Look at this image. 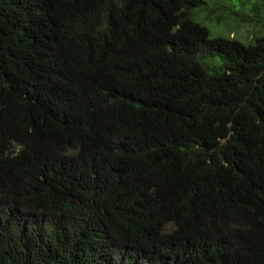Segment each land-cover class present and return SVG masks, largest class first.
I'll return each instance as SVG.
<instances>
[{"label": "trees", "instance_id": "1", "mask_svg": "<svg viewBox=\"0 0 264 264\" xmlns=\"http://www.w3.org/2000/svg\"><path fill=\"white\" fill-rule=\"evenodd\" d=\"M225 1L0 0V264H264V32L201 20L264 0Z\"/></svg>", "mask_w": 264, "mask_h": 264}, {"label": "rangeland", "instance_id": "2", "mask_svg": "<svg viewBox=\"0 0 264 264\" xmlns=\"http://www.w3.org/2000/svg\"><path fill=\"white\" fill-rule=\"evenodd\" d=\"M206 8L204 7L201 12L202 15H206V12H209L208 9H212V11L215 13V17H220L222 13L228 12L225 11L224 5L228 6L226 1L221 0H207ZM207 9V11H205ZM200 10V11H201ZM225 11V12H224ZM214 19V18H213ZM203 23H205L208 28L211 31L212 35H222L234 39H240L244 42H248L251 40V38L258 34V32L263 33L264 28L262 29L260 27V24L252 23V22H244L240 23L237 27H234L233 21H231L230 24L221 23V25H218L216 19L209 20V19H201Z\"/></svg>", "mask_w": 264, "mask_h": 264}]
</instances>
